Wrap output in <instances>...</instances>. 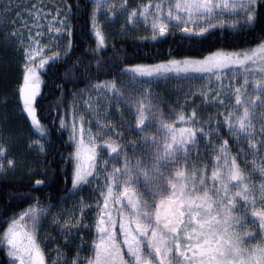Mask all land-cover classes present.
Returning a JSON list of instances; mask_svg holds the SVG:
<instances>
[{
	"label": "snow or ice",
	"instance_id": "snow-or-ice-1",
	"mask_svg": "<svg viewBox=\"0 0 264 264\" xmlns=\"http://www.w3.org/2000/svg\"><path fill=\"white\" fill-rule=\"evenodd\" d=\"M90 3L89 11L88 2L82 4L77 0L73 5L69 0H60L54 17L57 22L49 26L50 43L41 46L42 33L37 32L35 38L28 37L29 42L21 53L23 77L19 98L31 128L44 137L32 141L41 156H46L52 146L49 139L52 133L43 122L44 117L38 115L41 105L37 98L42 95L43 75L72 52L74 16L83 13L89 16L96 43L90 51L94 54L107 46L97 15L101 12L109 22L110 17L123 15L132 24V29L121 26L117 33L121 36H128L142 22L146 32L150 27V38L157 43L179 31L181 43L202 44L210 41L217 29H224L233 39L240 33L251 35L255 46L250 43L248 47L241 45L229 50L216 44L198 53L170 51L167 58L152 64L135 62L132 57L141 55L137 50L113 48L110 63L103 58L95 59L97 74L111 72L112 78L106 80L91 74V60L85 63L77 58L87 83L83 88L74 87L68 107L63 114L53 117L52 122L58 120L61 131L70 129L73 150L62 161L67 166L62 171L65 175L71 173L72 187L66 195L74 199L83 187L94 182L97 185L88 198L96 203L93 223L83 225L85 229L94 227L97 236L92 241V255L81 257L82 246L88 243L81 235L74 255L69 258L60 253L53 264H61V260L62 264H264V0H231V3L229 0H158L156 3L148 0L139 5H131L129 0H90ZM225 10H228L226 16ZM3 11L7 9H0ZM19 39L23 41V37ZM173 78L189 85L207 81L211 87L201 86L197 91L204 101L208 100L210 91L214 92L212 100L219 97L221 107L226 101L231 103L234 97L232 110L217 123L227 126L237 145L246 141L247 149L240 147L239 153L233 154L229 140L220 135L218 126H203L211 117L202 120L195 105L190 115L184 110L176 112L171 106L166 113L161 107L164 97L152 88L156 81ZM71 79L75 84L76 77ZM127 84L133 87H126ZM57 87L63 90L62 84ZM92 90L96 100L90 104ZM86 92L88 98L84 97ZM195 94L190 89L185 96ZM80 99L87 105L83 110L77 107ZM236 105L241 106L242 112ZM61 107L56 105V109ZM112 107L120 118L118 127L108 119ZM69 113L70 124L66 119ZM88 114L97 125L95 134L92 121L86 118ZM128 116L133 119H127ZM176 119L187 126L176 128ZM153 124L156 131L149 133L147 129ZM125 131L142 142L143 150L132 141L129 155L126 150L129 145L124 143ZM214 133L215 139L222 142L212 139ZM157 135L164 138L162 150ZM201 139L203 149L215 161L210 176L209 165L191 155L192 151L200 150ZM241 153L246 161L251 157L250 169L241 167ZM121 157L123 165L118 164ZM5 159L7 165L3 163ZM15 166L16 161L8 158L6 148L0 144V173ZM254 173L261 178L258 185L251 179ZM52 175V169H45L43 178L34 181L35 187H46ZM88 199L81 197L78 201L79 219L74 210L71 218L63 222L61 212H50L51 224L63 230L65 245L75 242L76 233L72 229L80 227L83 210L91 207ZM51 207L49 204L38 211L29 204L6 219L7 228L0 243L6 246L8 264H45L36 230ZM7 211L0 209V213ZM253 240L256 243H249Z\"/></svg>",
	"mask_w": 264,
	"mask_h": 264
},
{
	"label": "trees",
	"instance_id": "trees-1",
	"mask_svg": "<svg viewBox=\"0 0 264 264\" xmlns=\"http://www.w3.org/2000/svg\"><path fill=\"white\" fill-rule=\"evenodd\" d=\"M75 5L77 0H69ZM88 2L90 11V0H80V3ZM73 49L69 57L57 62L54 68H49L46 75H43L42 95L37 98L41 109L38 115L44 117L43 122L51 130L52 146L48 148L47 155L41 156L36 151L30 150L31 141L38 138V135L31 128L25 114L22 112L19 98V88L22 84V64L23 57L20 45H7L4 42V35L0 33V141L8 148V155L16 161L13 169L6 176L0 178V209L7 208L6 213H0V239L7 228L5 222L13 213H19L26 209L29 204L46 206L55 205L71 189V173L65 172L66 165L62 161L69 158V153L73 150L71 142L67 141L68 131H61L52 118L64 113L71 100V92L74 87L83 88L87 81L83 73L84 68L77 62V58H82L85 63L91 60V74L98 75L100 80L111 79V72L96 73V58H103L110 63L113 55V48L132 52L137 50L141 53L139 57H132L135 62L158 63L172 53H198L204 52L210 45H224L229 50L237 46L248 47L251 43L255 46L252 36L240 33L238 38L233 39L226 34V30L217 29V34L210 41L202 44H189L187 41L181 43V35L167 36L159 43L153 40H138L131 38L113 39L104 51L92 53L91 48L96 47L95 38L91 33V24L87 13L74 16L72 21ZM256 35H259L257 32ZM144 53H147L144 55ZM68 77H65V73ZM71 77H76L75 84ZM63 85V90L57 85ZM63 93V94H62ZM61 104L60 109L56 105ZM51 106V109L49 108ZM70 114V113H69ZM69 121V116H66ZM46 161V162H45ZM7 162V161H6ZM53 170L51 182L41 189L35 187L34 181L42 179L45 169ZM31 169V171H29ZM19 197H23L20 199ZM34 197V199H33ZM6 249L0 243V264H8Z\"/></svg>",
	"mask_w": 264,
	"mask_h": 264
},
{
	"label": "rangeland",
	"instance_id": "rangeland-1",
	"mask_svg": "<svg viewBox=\"0 0 264 264\" xmlns=\"http://www.w3.org/2000/svg\"><path fill=\"white\" fill-rule=\"evenodd\" d=\"M148 0H129V4L131 5H139L141 3H147ZM153 3L158 2V0H152ZM231 3V0H229ZM60 4V0H0V9L6 8L7 11L0 12V33L4 35V42L7 45H14L18 44L20 45V48L23 50V47L27 45L28 37L31 35L33 38L36 37V33L40 32L42 35L39 37L41 41V46L45 43H50L49 41V26L55 25L57 20L54 19L57 5ZM228 10H225V16L227 15ZM98 19L101 23V28L103 32L105 33L107 37V45L113 40L118 38H131V39H138V40H151L150 38V27L149 31L144 30V25L141 22L134 30L129 31L128 36H121L117 35L118 31L120 30L121 26L124 25L125 27L132 29V24H128L126 17L123 15H117L116 17H110L111 22L104 19L103 13H98ZM221 19H224V17H221ZM142 20V18H141ZM54 31V28L52 29ZM175 35H181L179 31L176 32ZM147 36L148 39H141L140 37ZM173 36V35H169ZM23 37V41H21L19 38ZM95 38V37H94ZM45 52H50V49H45ZM126 79V78H125ZM227 83V81H226ZM207 85L208 87H211V85H208L207 81H197L195 82V85H189L188 83L184 81H179L175 78L169 79L167 81L165 80H159L153 83V92L156 94H159L164 97L165 102L161 104L162 109L167 113L171 108L176 109V112H179L181 110L185 111L186 115L191 114V108L193 105L197 107V110L199 112V116L202 120H209V117H211L210 122L204 124L203 126L205 128L208 127H219L220 128V135L223 138H227L229 140V146L231 149V152L233 154H237L240 151V147H243L244 149H247L248 145L247 142L242 140L240 142V145H237L234 141V138L231 137V135L228 133L227 126L223 123L218 124L217 122L223 121V118L225 115L228 114V111L232 110L233 105H235V98L232 97L231 103H228L226 101L225 105L221 107L219 105V97L216 100H212V96L215 95L214 92L210 91L208 93V100L204 101V98L199 94L197 89H199L201 86ZM126 87H133L131 84H127ZM195 91L196 94L193 96H188L186 98L185 93H187L189 90ZM89 93H84V97L88 98ZM96 100L95 96V90H92L91 93V99L89 100V103H93ZM77 107L81 110L85 109L87 105L84 103L83 99H80L77 101ZM237 109H240L242 112V108L239 105L235 106ZM109 112L111 115L108 117V119L111 121L112 125H115L118 127L119 125V116L116 113L115 107H112L109 109ZM127 115V114H126ZM87 119L92 121L91 127H92V133L95 134L97 125L95 123V120L91 117L90 114L86 116ZM127 119L132 120L133 118L128 116ZM71 123V114L69 117V124ZM147 123V122H146ZM134 126V121H133ZM174 126L176 128L180 127H186L183 122L176 119L174 121ZM257 128H259V125L257 124ZM66 131H70V129H66ZM149 133H154L156 131V125L153 124L151 127L147 129ZM38 138L34 139L33 141L37 139L43 140L44 137H41L39 134ZM124 135L127 137V140L124 141L125 144H128L129 147L126 149L131 155V142L136 141V147L143 150L142 142L139 141L136 137L131 136L127 133V131L124 132ZM260 138L259 136L257 137ZM163 136L157 135L156 140L160 145L161 150L163 149ZM212 139L216 143L222 142V140H216L215 139V133L213 134ZM67 141L69 142V135L67 137ZM71 142V141H70ZM204 141L201 139V148L199 151H192L191 155L193 157H199L204 161V163L208 164V170L207 174L210 176L211 174V164L215 163V161L212 158V154L208 151L204 150L202 145ZM0 144L1 141H0ZM148 144L151 145V140L148 141ZM8 154V148L2 144ZM32 146V150L36 151L37 154H39L38 149L35 148V145L32 144V141L30 143ZM29 145V149H30ZM154 148L155 146L152 145ZM40 155V154H39ZM115 155V154H111ZM8 158H10V155H8ZM7 160L5 159L3 163L7 165ZM192 161H189L191 163ZM123 157H121L118 160L119 165H123ZM239 163L241 164V167H247L251 168V157L247 158V161L244 158V155L240 154V160ZM15 170V168H14ZM12 170L7 171L6 173H0V178L6 176L8 173H10ZM174 175V171H173ZM71 179V175H70ZM101 177V181H102ZM251 179L259 184L260 177L258 173H254L251 176ZM211 184V181H209ZM72 187V185H71ZM97 185L95 182L91 186H85L83 187L77 196L73 199L68 197L67 195L61 196L57 204L52 205L49 212H45L43 214V218L41 219L40 226L36 230V236L38 239V243L40 244V247L44 253L45 257V264H53L54 260H57L60 253H63L67 257L71 258L74 253L76 252V244L79 243V238L82 235L86 240L87 244L82 246L83 251H81L80 255L81 257H86L92 255V241L96 238L97 233L95 231L94 227L85 229L83 227L84 224H92L93 220L92 217L94 215L95 209H96V203L92 199H88L90 195L93 193V190L96 189ZM98 195V193H96ZM81 197L88 199V203L91 204L90 208H85L84 211V219L80 223L79 228H73L72 231L76 233L75 242L72 245H65L64 236H63V230L59 228L58 225L51 224L50 222V212H61L62 215L60 217L61 222H63L64 219H70L71 214L74 210L75 216L77 219H79L81 212L80 208L78 206V201H80ZM256 199L259 200V193H256ZM102 203V198H101ZM244 202L241 200L240 204H243ZM38 211L41 207L39 205H33ZM59 206V207H57ZM239 207V205H238ZM259 208V204L257 205ZM249 218L251 219V212H249ZM6 230V229H5ZM3 237V234L1 236V239ZM249 243H256V241H249ZM5 246V245H4ZM6 249V246H5ZM57 249L60 250L58 253ZM7 256V255H6ZM9 260V257H8ZM62 264V260H61Z\"/></svg>",
	"mask_w": 264,
	"mask_h": 264
},
{
	"label": "bare ground",
	"instance_id": "bare-ground-1",
	"mask_svg": "<svg viewBox=\"0 0 264 264\" xmlns=\"http://www.w3.org/2000/svg\"><path fill=\"white\" fill-rule=\"evenodd\" d=\"M68 116L70 117V114H68ZM69 122V121H68Z\"/></svg>",
	"mask_w": 264,
	"mask_h": 264
}]
</instances>
